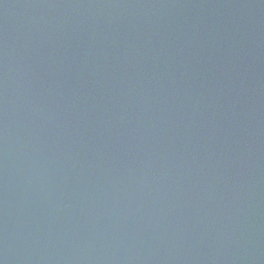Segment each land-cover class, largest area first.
Here are the masks:
<instances>
[{"label":"water","instance_id":"obj_1","mask_svg":"<svg viewBox=\"0 0 264 264\" xmlns=\"http://www.w3.org/2000/svg\"><path fill=\"white\" fill-rule=\"evenodd\" d=\"M0 264H264V0H0Z\"/></svg>","mask_w":264,"mask_h":264}]
</instances>
